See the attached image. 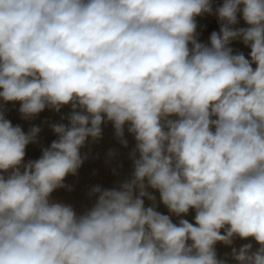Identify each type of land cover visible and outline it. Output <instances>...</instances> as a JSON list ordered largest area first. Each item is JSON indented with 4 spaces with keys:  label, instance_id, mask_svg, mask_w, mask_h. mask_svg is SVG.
Listing matches in <instances>:
<instances>
[{
    "label": "clouds",
    "instance_id": "9594fccd",
    "mask_svg": "<svg viewBox=\"0 0 264 264\" xmlns=\"http://www.w3.org/2000/svg\"><path fill=\"white\" fill-rule=\"evenodd\" d=\"M0 101V264H228L215 246L235 238L259 245L232 247L236 264H264V0H0ZM9 102L25 120L70 107L39 159L40 127ZM106 123L133 136V171L78 213L52 193Z\"/></svg>",
    "mask_w": 264,
    "mask_h": 264
},
{
    "label": "bare ground",
    "instance_id": "6f19581e",
    "mask_svg": "<svg viewBox=\"0 0 264 264\" xmlns=\"http://www.w3.org/2000/svg\"><path fill=\"white\" fill-rule=\"evenodd\" d=\"M223 0H213V7H218L222 4ZM199 34V40L203 43L209 42L210 34L213 31H219L220 24L215 15H203L196 18ZM238 24L235 27H246L242 19V15L238 13ZM234 52H242L246 58L249 57L250 48L245 46L241 41H233L230 45ZM255 68V65H253ZM2 103V101H0ZM5 107V116L11 123L16 126L19 125L27 132L30 127L38 126L41 131L37 137V143L29 144L26 148L25 162L28 160L39 159L42 154V148L50 146L51 142L57 139L56 134L52 131L50 125L53 123H67L66 120H61L62 116H66L70 111L69 106H65L59 113L46 108L39 113L36 117L25 120L19 113V102H9ZM102 138L99 141L93 142L91 138L86 142L85 147L81 149V153L87 154V159L84 161L78 174L76 176L69 175L65 179V183L71 186L72 190L66 188L57 189L52 193V199L63 203L71 204L77 212H82L86 208L92 206L95 201V197H89L88 192L91 187L100 185L103 188L110 189L118 187L119 183L124 179L131 176L133 171L132 161L129 158V153L135 147V140L132 135L127 132L125 128V138L128 141V147H123L120 142L115 138L114 129L111 123L102 125ZM110 150H114L115 155L109 157ZM157 198V210L162 214L168 215V209L159 202V193L155 190L149 189ZM150 201L145 200V205L149 206ZM195 212L190 210L187 216L182 218L187 219L191 223L194 221ZM178 217L172 216L173 222H178ZM223 232V230H222ZM252 243L253 251H255L259 245L254 240L249 238L248 240H241L239 238L234 239L232 246H226L222 243L216 244V251L218 257L221 259H227L228 264H236L231 259V248L235 247L239 249L243 244Z\"/></svg>",
    "mask_w": 264,
    "mask_h": 264
}]
</instances>
